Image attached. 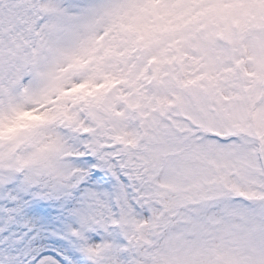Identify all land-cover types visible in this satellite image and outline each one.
Listing matches in <instances>:
<instances>
[{"label":"snow or ice","instance_id":"6c2138e0","mask_svg":"<svg viewBox=\"0 0 264 264\" xmlns=\"http://www.w3.org/2000/svg\"><path fill=\"white\" fill-rule=\"evenodd\" d=\"M0 264H264V0H0Z\"/></svg>","mask_w":264,"mask_h":264}]
</instances>
